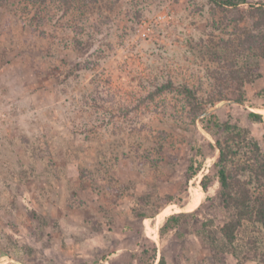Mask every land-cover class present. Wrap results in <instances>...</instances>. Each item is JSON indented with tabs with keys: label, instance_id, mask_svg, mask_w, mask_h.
Returning <instances> with one entry per match:
<instances>
[{
	"label": "rangeland",
	"instance_id": "obj_1",
	"mask_svg": "<svg viewBox=\"0 0 264 264\" xmlns=\"http://www.w3.org/2000/svg\"><path fill=\"white\" fill-rule=\"evenodd\" d=\"M69 1L0 0V264H238L212 259L198 235L225 218L218 181L202 187L220 136L192 122L183 96L150 95L169 81L201 97L221 89L209 112L264 152V121L249 117L264 116V57L242 92L220 88L239 14L207 0Z\"/></svg>",
	"mask_w": 264,
	"mask_h": 264
},
{
	"label": "trees",
	"instance_id": "obj_2",
	"mask_svg": "<svg viewBox=\"0 0 264 264\" xmlns=\"http://www.w3.org/2000/svg\"><path fill=\"white\" fill-rule=\"evenodd\" d=\"M46 3L48 0H40ZM95 2L96 0H87ZM213 11L237 13L236 26L242 33L233 40H224L227 55H225L229 71L220 81V88L234 87L241 92L248 83H252L256 75H251L249 65L254 56L264 57V4L252 6L241 11V7L249 4V0H207ZM70 10L71 1L65 0ZM245 16L251 18V26L240 28ZM165 93H177L183 96L189 106V116L192 122L203 119L205 129L212 135H219L216 147L219 150V160L216 163V174L206 175L202 181L205 192L214 181L220 185L219 202L225 218L220 226H215L213 220L203 222L198 232L214 253L212 259L224 263L225 255H232L238 264H246L252 260L264 259V152L260 142L252 135L250 129L231 122H222L214 112H209L217 102L225 100L223 90L201 97L198 91L189 85H176L169 81L158 86L151 93L154 99ZM251 120L263 122L264 116L251 112ZM199 168L191 164L189 171L195 176ZM141 217L145 214L139 213ZM185 214L170 217L161 229L166 234L181 224ZM252 228V235L243 247L239 244L240 236L245 228ZM262 234L259 239L254 234ZM159 264H165L161 259Z\"/></svg>",
	"mask_w": 264,
	"mask_h": 264
},
{
	"label": "built area",
	"instance_id": "obj_3",
	"mask_svg": "<svg viewBox=\"0 0 264 264\" xmlns=\"http://www.w3.org/2000/svg\"><path fill=\"white\" fill-rule=\"evenodd\" d=\"M159 19L162 20V19H163V16H160ZM149 31H150V29L148 28V31H147V32H149ZM147 32H144V33H143V36H144V37H147V35H148Z\"/></svg>",
	"mask_w": 264,
	"mask_h": 264
}]
</instances>
